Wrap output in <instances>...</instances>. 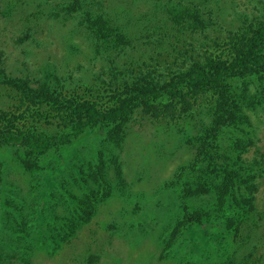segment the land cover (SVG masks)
<instances>
[{"label": "rangeland", "instance_id": "374dc122", "mask_svg": "<svg viewBox=\"0 0 264 264\" xmlns=\"http://www.w3.org/2000/svg\"><path fill=\"white\" fill-rule=\"evenodd\" d=\"M263 30L264 0H0V137H69L34 163L0 140V264H264V63L210 69ZM209 144L256 173L235 198L181 174Z\"/></svg>", "mask_w": 264, "mask_h": 264}, {"label": "trees", "instance_id": "16d2710c", "mask_svg": "<svg viewBox=\"0 0 264 264\" xmlns=\"http://www.w3.org/2000/svg\"><path fill=\"white\" fill-rule=\"evenodd\" d=\"M70 4V3H69ZM68 4V5H69ZM75 5V2H72L70 4L71 7ZM74 15L73 13L69 16ZM105 14H102V18H105ZM104 20V19H103ZM83 22H88L89 19L82 17ZM256 47L254 49V52L252 54H249L245 57L239 58L236 60V63L232 67L223 68L220 64L212 63L210 66V69L213 71H219L220 75L227 76L235 74L238 71H243L246 69H255L260 67L264 63V56L261 54V50L264 47V30L263 33L256 39L255 41ZM188 81L192 86H205L209 83L208 75L205 73V69L202 67L195 68L192 70L190 76L188 78H177L173 85H166L162 86L159 89H152L148 93H140L139 95V102L140 104H147L151 101V99H156L164 94H176L178 92V89L180 86L184 85V83ZM85 110L87 111L88 115V122L87 126L91 125H97L99 122L102 121H110V122H117L124 118H127L132 112L133 109L126 108L125 110H115L113 113H107L106 111H101L98 108L95 107H86ZM84 127H81L80 132ZM218 131V130H216ZM78 134V133H76ZM212 132H209L207 136L204 138L209 141L211 139ZM77 136V135H76ZM217 137V136H216ZM214 141L216 142L215 138ZM69 137H62V138H51V137H45L42 136L40 138L39 143H36V140L32 135L29 134H22L20 137L15 136H9V137H0V140L2 143H5V145L11 144V143H22L24 142L29 148L32 149L30 155L32 156L31 160L34 162H38L42 155L46 154V152L51 148V146L55 143L57 144H64L66 141H68ZM204 139V140H205ZM217 139V138H216ZM192 143L193 146L190 147V150H196L200 146L199 143H196V141L189 142ZM188 143V144H189ZM210 148H207V146L203 147L204 149L207 148L209 151L215 154V162H213L211 159H208L207 156H201V148L197 149V156L196 161L194 164H186L185 167L182 169V176L184 178L190 176V180L193 181V183L196 180V177L198 175V179H207L210 182H213L216 186H218L220 189L223 190H229V194L231 196L228 198L230 200L231 198H235V193L239 192L241 190V186L245 185V180L248 177V175L254 176L255 171L251 167L247 166L243 162L239 163V160H235L236 166L233 168L228 166V163H226L224 158V154H229V149L225 148L224 150L220 149V147H213V144H209ZM239 163V164H237ZM195 166V168L193 167ZM193 167V168H192ZM258 172V170H257ZM226 182V183H225ZM235 186V188H234ZM230 188V189H229ZM232 188L234 191H232Z\"/></svg>", "mask_w": 264, "mask_h": 264}]
</instances>
